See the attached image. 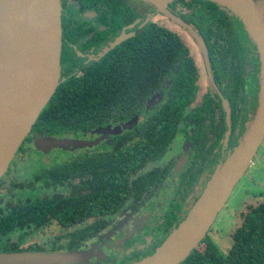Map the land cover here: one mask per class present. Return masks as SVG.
Listing matches in <instances>:
<instances>
[{
  "label": "flooded vegetation",
  "instance_id": "af4514ba",
  "mask_svg": "<svg viewBox=\"0 0 264 264\" xmlns=\"http://www.w3.org/2000/svg\"><path fill=\"white\" fill-rule=\"evenodd\" d=\"M59 1L57 116L34 123L0 178V217H27L22 228L0 232V255L78 253L71 264H134L187 217L241 138L257 105L256 49L235 16L207 0H173L163 9L171 18L142 0ZM148 23L167 31L171 53L167 68L152 72L162 83L141 97L138 35ZM157 135H169L159 156L130 166L127 147ZM36 138L77 145L30 181L14 180L11 163L24 162ZM112 192L119 206L109 211ZM49 230L57 233L42 237Z\"/></svg>",
  "mask_w": 264,
  "mask_h": 264
},
{
  "label": "water",
  "instance_id": "95a60500",
  "mask_svg": "<svg viewBox=\"0 0 264 264\" xmlns=\"http://www.w3.org/2000/svg\"><path fill=\"white\" fill-rule=\"evenodd\" d=\"M142 1L160 7L159 12L171 18L163 9L173 0ZM207 1L229 10L255 46L260 68L257 105L237 145L213 172L187 217L154 254L134 264L183 262L206 236L264 140V0ZM196 41L206 56L204 44ZM60 50L59 0H0V178L60 83ZM34 142L36 148L77 145L54 138ZM81 257L78 253H11L0 255V264H71Z\"/></svg>",
  "mask_w": 264,
  "mask_h": 264
},
{
  "label": "trees",
  "instance_id": "16d2710c",
  "mask_svg": "<svg viewBox=\"0 0 264 264\" xmlns=\"http://www.w3.org/2000/svg\"><path fill=\"white\" fill-rule=\"evenodd\" d=\"M156 28L153 24L148 23L144 25L142 32L138 35V95H141V97L162 83L160 79H164L165 77L153 75L152 72L160 69L165 70L167 68L165 56L171 53L167 39L162 38L169 34L167 31L165 32ZM178 48L175 46V50L172 49V52L174 51L175 54L186 53L183 48ZM56 92L58 91L54 92L55 94L52 95L49 102L42 109L35 125L44 123L46 119H56ZM187 93L193 94L189 91ZM157 133H160V130ZM168 136L161 137L157 135L145 140H139L138 143H132L127 147V152L131 154L130 163L128 162L129 165L138 164V168H140L146 161L158 157L165 149ZM136 151H138L136 154L138 155V163L136 162L135 155H133V152L136 153ZM121 185L119 188L121 189V195L124 196L122 189L126 185ZM107 200L106 207L109 211H113L119 206L113 197V192L107 197ZM40 215V213L39 215L35 214V217L39 219V224H42L47 218L44 217L40 220ZM24 218H27L24 212L21 214L10 212L0 217V232L5 233V231L8 232L12 229L22 228L25 224ZM66 223L63 220V224ZM180 264H264V200L256 207H251L242 216L240 225L231 234V244L226 253L220 252L217 246L205 236L199 245Z\"/></svg>",
  "mask_w": 264,
  "mask_h": 264
},
{
  "label": "rangeland",
  "instance_id": "374dc122",
  "mask_svg": "<svg viewBox=\"0 0 264 264\" xmlns=\"http://www.w3.org/2000/svg\"><path fill=\"white\" fill-rule=\"evenodd\" d=\"M71 142H75L71 140ZM29 146L25 151V161L19 163L13 161L10 166L9 176L14 180H31L33 174L44 166L50 164H59L67 157V154L75 148L74 144L64 147H47L44 152H37ZM24 148V146H23ZM51 154L48 157L44 155ZM23 197L31 196V193L22 191ZM264 200V140L258 148L256 155L247 168L245 174L233 188L224 207L216 216L214 222L210 226L207 237L213 242L218 250L226 253L231 244V233L237 228L242 220L243 213L246 212L248 206H255L258 202ZM259 202V203H260ZM51 231H43V235H49ZM57 232H53L54 235ZM49 235V236H52Z\"/></svg>",
  "mask_w": 264,
  "mask_h": 264
},
{
  "label": "bare ground",
  "instance_id": "6f19581e",
  "mask_svg": "<svg viewBox=\"0 0 264 264\" xmlns=\"http://www.w3.org/2000/svg\"><path fill=\"white\" fill-rule=\"evenodd\" d=\"M158 8H160V7H158ZM7 73H8V76L11 77V62H10V60L8 62V65H7Z\"/></svg>",
  "mask_w": 264,
  "mask_h": 264
}]
</instances>
